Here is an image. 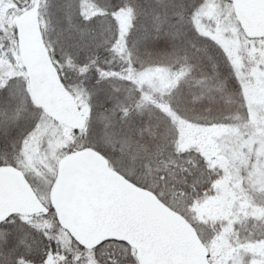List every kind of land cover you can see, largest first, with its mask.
<instances>
[{
	"label": "snow or ice",
	"instance_id": "obj_1",
	"mask_svg": "<svg viewBox=\"0 0 264 264\" xmlns=\"http://www.w3.org/2000/svg\"><path fill=\"white\" fill-rule=\"evenodd\" d=\"M0 264H264V0H0Z\"/></svg>",
	"mask_w": 264,
	"mask_h": 264
}]
</instances>
